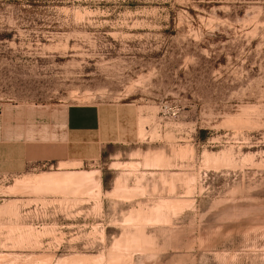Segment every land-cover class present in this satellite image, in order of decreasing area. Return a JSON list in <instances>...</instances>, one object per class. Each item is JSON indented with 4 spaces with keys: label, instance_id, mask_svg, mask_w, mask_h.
I'll use <instances>...</instances> for the list:
<instances>
[{
    "label": "rangeland",
    "instance_id": "obj_1",
    "mask_svg": "<svg viewBox=\"0 0 264 264\" xmlns=\"http://www.w3.org/2000/svg\"><path fill=\"white\" fill-rule=\"evenodd\" d=\"M70 105L101 161L10 173ZM0 264H264V0H0Z\"/></svg>",
    "mask_w": 264,
    "mask_h": 264
},
{
    "label": "crops",
    "instance_id": "obj_2",
    "mask_svg": "<svg viewBox=\"0 0 264 264\" xmlns=\"http://www.w3.org/2000/svg\"><path fill=\"white\" fill-rule=\"evenodd\" d=\"M41 127L46 134L45 138L42 136L44 141H37L40 137L34 135L35 144L10 160V173L20 174L32 163L93 165L101 161L104 151L114 143L105 127L103 109L95 105H70L64 109L60 124Z\"/></svg>",
    "mask_w": 264,
    "mask_h": 264
},
{
    "label": "bare ground",
    "instance_id": "obj_3",
    "mask_svg": "<svg viewBox=\"0 0 264 264\" xmlns=\"http://www.w3.org/2000/svg\"><path fill=\"white\" fill-rule=\"evenodd\" d=\"M67 173H69V172H67ZM67 173L63 172L61 174L49 175V176H45V174H43L36 180L37 183H36L35 188H39V189H41V188H56V189H59L60 191H63L62 189H65L66 187L70 186L74 182L78 183V184L82 183V180L88 175V174H81V175L78 174V175L72 176V175H66ZM22 187H24V186H22ZM117 247H115V248H117ZM113 251H114V248H113ZM114 256H116V255H114ZM116 257H118V256H116ZM112 261H114V260H112ZM89 262H90V260H89ZM89 262H87V263H89Z\"/></svg>",
    "mask_w": 264,
    "mask_h": 264
}]
</instances>
